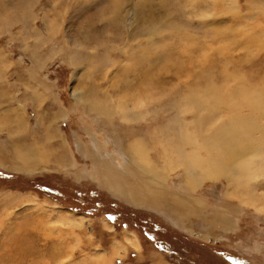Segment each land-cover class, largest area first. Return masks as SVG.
Masks as SVG:
<instances>
[{
	"label": "rangeland",
	"instance_id": "1",
	"mask_svg": "<svg viewBox=\"0 0 264 264\" xmlns=\"http://www.w3.org/2000/svg\"><path fill=\"white\" fill-rule=\"evenodd\" d=\"M115 5L119 9L113 12ZM231 6L226 0H0V154L12 158L10 142L16 137L44 143L40 152H45L34 170L0 164V264H103L102 255L108 264H264V215L239 200L242 192L227 197L222 179L204 180L191 194L202 200L198 208L206 224L203 216L178 222L163 208L132 205L103 186L95 176L99 160L113 163V171L122 169L119 156L127 155L119 144L129 139L125 135L134 132L140 139L143 131H153L163 121L153 119L151 125L150 113L123 119L124 106L99 118L87 110V101L72 96L98 83L104 101L109 96L102 93L110 88L108 105L114 109L121 86L131 78L115 67H106L109 81L103 78L105 70L98 77L95 55L104 42L94 27L100 24H106L104 54L113 53L115 64L124 65L128 53L140 55L148 48L159 61L186 46L202 64L200 72L217 84L226 59L228 72H258L264 15ZM150 17L154 29L149 37L144 29ZM130 34L136 37L128 40ZM250 35L252 45L240 48ZM75 51L82 61L76 69L69 59ZM178 64L177 59L161 60L154 75L182 73ZM45 136L61 151L48 155ZM53 154L60 155V163ZM178 178L170 175L171 188L180 184ZM228 204L235 210H227ZM215 207L226 211L231 224L220 229L211 225ZM56 210L74 213L81 225L59 221ZM129 234L138 246L127 240Z\"/></svg>",
	"mask_w": 264,
	"mask_h": 264
},
{
	"label": "bare ground",
	"instance_id": "2",
	"mask_svg": "<svg viewBox=\"0 0 264 264\" xmlns=\"http://www.w3.org/2000/svg\"><path fill=\"white\" fill-rule=\"evenodd\" d=\"M226 1L230 2L231 8L234 5L237 8L243 6L250 12L264 15V3L260 0H246L243 4H240L239 0ZM118 9L119 5H115L113 12ZM149 15L150 13H145L144 17L147 18ZM236 15L234 8L232 17ZM145 21L144 33L150 37L154 29L153 19L150 17ZM94 30L101 34L100 42H104L98 48L101 50L100 54L95 55L96 69L100 71L98 77L102 79L105 70L103 78L107 79L106 67H115L117 71L122 70V73H127L131 78L124 81L121 86L120 101H114L116 104L114 109L108 105L113 100L109 95L110 88L102 93L105 97L109 96L104 101L99 93L98 87L101 85L98 86V83H93L91 88L82 94L73 93V98L81 102L87 101V110H92L99 118L109 117L113 111H117V108L122 109L124 106L120 110L123 119L137 120L150 113L151 125H153V119H161L165 122V124H162L163 122L154 124L152 126L154 128H151L153 131L147 129L143 131L144 135L140 139L135 137L134 132L127 133L125 136L131 138L130 144L127 143L128 139L119 144L120 148L118 147L127 155V157L119 156L124 167L113 171V168H116L113 163L104 158L102 161L100 159L99 162H101L97 165L98 173H95L98 181L113 194L132 205L163 208L178 222L203 216L202 222L206 224L208 221L198 208V205L203 206V202L191 194L204 180L222 179L226 183L227 197H235L236 193L241 196L242 192L245 197L241 196L239 200L252 206L257 212L261 210L264 215V180H258V177L264 178V73L262 71L264 55L256 62L259 71L253 73L250 69L246 74L243 73L245 77L242 73L237 75L235 71H229V73L226 59L219 68L220 74L214 75L222 82L217 84L209 76L205 77L203 72H200L202 64L196 60L192 51L187 50L186 46L178 52L163 55L159 61L148 48L140 55L128 53L124 58V65L115 64L111 58L113 53L104 54L106 44L103 33L106 30V24L95 26ZM251 35L247 37L245 43L240 44V48L252 45ZM134 37L136 35L130 34L128 40ZM86 38L87 40L90 38L89 34ZM128 40L126 43H129ZM76 53L77 51L74 56ZM72 56H69V59L76 69L77 64H82V61L77 58V54V57L72 58ZM169 59L179 60L178 67L183 68L182 73L181 70H177L174 75L155 76V68L161 60ZM183 63L186 66H183ZM173 65L176 66V64ZM213 65H218V62H214ZM164 71L168 72V70ZM173 82L176 88L174 86V89L172 87L166 90L165 85ZM128 103L132 106L128 107ZM151 125L147 124L150 127ZM141 130L138 129V131ZM157 134L161 135L158 137ZM149 136L154 139L149 140ZM49 139V137L45 138L48 155L57 150ZM30 140L32 142V139ZM25 142L28 141L18 140L17 137L11 139L12 158L9 159L5 154H0V164L25 171L34 170L39 163L38 160L44 157V149L40 152L44 143L39 146L34 140L32 144ZM185 146L188 150L183 149ZM81 147L82 145L79 144L78 148L81 149ZM62 148L63 146L59 145V149ZM59 151L57 150V153ZM52 157L55 163H60L59 154H53ZM29 162L30 165H27ZM121 162L119 161L120 165ZM172 173L179 177L180 184L176 188H171L169 185L168 180ZM34 206L39 211L43 210L40 205ZM225 208L230 211L235 210L229 204ZM224 211L221 207H215L212 210L211 220H209L212 226L220 229L231 224ZM55 215L59 221L66 224L80 226L82 222V219L78 221L76 215L71 212L56 210ZM126 238L138 246L134 234L127 235ZM102 256V263L108 264L106 258L105 261L103 260L105 255Z\"/></svg>",
	"mask_w": 264,
	"mask_h": 264
}]
</instances>
